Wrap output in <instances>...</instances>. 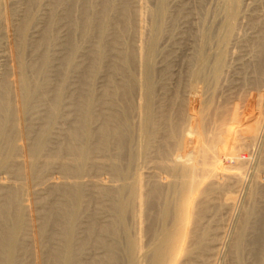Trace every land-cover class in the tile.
Instances as JSON below:
<instances>
[{"label": "bare ground", "instance_id": "1", "mask_svg": "<svg viewBox=\"0 0 264 264\" xmlns=\"http://www.w3.org/2000/svg\"><path fill=\"white\" fill-rule=\"evenodd\" d=\"M0 264H264V0H0Z\"/></svg>", "mask_w": 264, "mask_h": 264}, {"label": "rangeland", "instance_id": "2", "mask_svg": "<svg viewBox=\"0 0 264 264\" xmlns=\"http://www.w3.org/2000/svg\"><path fill=\"white\" fill-rule=\"evenodd\" d=\"M242 200V199H239V201Z\"/></svg>", "mask_w": 264, "mask_h": 264}]
</instances>
